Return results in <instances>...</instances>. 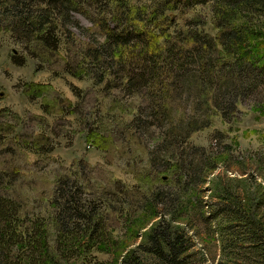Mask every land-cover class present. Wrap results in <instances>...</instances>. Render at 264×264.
Returning a JSON list of instances; mask_svg holds the SVG:
<instances>
[{
    "label": "trees",
    "instance_id": "16d2710c",
    "mask_svg": "<svg viewBox=\"0 0 264 264\" xmlns=\"http://www.w3.org/2000/svg\"><path fill=\"white\" fill-rule=\"evenodd\" d=\"M204 6L210 7L213 28L197 14ZM82 11L91 22L82 30L95 42L66 39L65 32L73 36L69 26H77L72 13ZM0 30L44 63L77 44L94 71L79 70L80 62L71 59L63 62L64 72L79 71L94 87L137 96L144 85L150 87L163 102L147 114H159L160 122L168 118L148 152L154 173L144 189L122 186L113 191L115 197L106 194L79 162L76 171L57 176L41 207L15 190L14 171L0 170V264H207L202 243L209 241L218 245L215 264H264V201L242 196L239 181L227 170L218 173L215 200L206 203L201 187L221 155L231 160L230 152L213 146L187 149L185 142L200 128L194 119L175 123L169 115L189 94L195 107L208 109L201 128L215 113L233 116L255 92L262 102L251 108L264 112V0H0ZM15 60L23 64L20 57ZM28 86L36 96L52 93L47 83ZM142 106L137 104L132 118L138 129L152 124L142 122ZM263 159L255 163L264 171ZM143 210L157 219L139 244L116 257L121 243L114 230L122 221L126 233ZM100 254L112 259L102 261Z\"/></svg>",
    "mask_w": 264,
    "mask_h": 264
},
{
    "label": "rangeland",
    "instance_id": "374dc122",
    "mask_svg": "<svg viewBox=\"0 0 264 264\" xmlns=\"http://www.w3.org/2000/svg\"><path fill=\"white\" fill-rule=\"evenodd\" d=\"M209 9L204 6L197 11L208 21V29L212 25ZM87 14L86 11L72 13L77 26H69L73 36L65 32L67 38H64L95 42L89 30H82L91 26ZM188 14L193 15L192 11ZM76 46L74 44L71 50L62 49L51 62L44 63L28 55L10 33L0 30V170L14 171L17 175L15 190L41 207L46 205L57 176L76 171L79 162L91 169L100 191L106 194H113L122 186L146 188L152 182L149 175L154 173L149 169L148 152L155 149L153 146L168 123L167 117L160 122L159 114H147L152 112L150 106L163 102L154 98L150 87L144 85L137 96L117 88L94 87L89 78L78 74L79 71L75 76L64 72L63 62L70 63L71 59L80 62L79 70L94 71L92 63L83 60L81 49ZM260 54H264V46ZM18 57L23 64L16 63ZM30 83H47L52 93L33 95ZM184 97L179 105L172 103L169 115L175 123L183 118L194 119L196 127L200 128L185 142L186 148L219 147L215 149L229 151L231 156L228 160L226 155H221L216 169L202 185L201 194L206 203L215 200L217 175L227 170L229 176L239 181L237 190L242 196L264 201V171L255 163V159L264 157V112L251 108L262 102L261 94L255 92L242 100L233 116L222 118L219 113L213 114L205 128L201 127L208 109L195 107L193 94ZM54 98L56 104L52 105ZM139 102L143 104L142 122L145 125L152 122L149 128L138 129L132 123ZM159 167L155 162L154 171ZM161 176L159 174L158 178ZM262 213L264 215V211ZM112 217L118 218V215ZM156 219L150 212L138 211L126 233L125 223L121 221V227L114 230L121 243L116 257L139 244L143 232ZM202 245L207 264H215L219 255L216 242ZM98 257L102 261L112 259L104 254Z\"/></svg>",
    "mask_w": 264,
    "mask_h": 264
}]
</instances>
